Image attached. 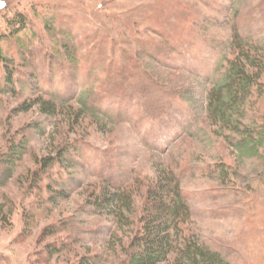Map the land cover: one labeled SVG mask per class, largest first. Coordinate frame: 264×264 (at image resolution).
<instances>
[{"label":"rangeland","instance_id":"1","mask_svg":"<svg viewBox=\"0 0 264 264\" xmlns=\"http://www.w3.org/2000/svg\"><path fill=\"white\" fill-rule=\"evenodd\" d=\"M234 29L264 53V0H0L16 66L0 95V264H120L147 185L169 167L191 232L228 264H264V140L238 147L206 109ZM36 97L59 113L22 110ZM252 101L243 123L259 140L264 75ZM48 156L59 161L43 169ZM106 185L134 190L129 223L95 210Z\"/></svg>","mask_w":264,"mask_h":264},{"label":"trees","instance_id":"2","mask_svg":"<svg viewBox=\"0 0 264 264\" xmlns=\"http://www.w3.org/2000/svg\"><path fill=\"white\" fill-rule=\"evenodd\" d=\"M17 24L20 26V18ZM13 37L15 33L9 39ZM232 45L233 57L228 59L222 78L209 90L206 109L212 124L240 135V139H235L236 145L253 151L263 143L264 130L260 134L261 139L255 140L252 133H247L248 127L244 126L243 118L254 104L252 96L261 90L264 53L259 52L257 47L253 49L244 44L236 29ZM14 69L16 66L13 60L8 57L0 42V95L5 90L3 86L15 90ZM34 105H38L48 115H56L60 110L56 101L43 97H36L29 104L24 103L22 110H29ZM84 107L89 108L85 102ZM26 145V139L21 142L12 141L1 162L14 164ZM61 160H65V157ZM55 161L59 159L48 156L39 162L44 169L52 166ZM11 171L12 168H7L1 177L5 178ZM130 188L128 185L123 188L103 186L92 195L91 202L98 212L113 215L118 222L129 223V215L134 214V190ZM190 218L191 210L182 191L180 177L170 167L160 168L156 178L146 187L141 211L135 218L137 228L129 237L125 258L120 264H228L220 251L200 241L191 232ZM91 263L89 259L79 262Z\"/></svg>","mask_w":264,"mask_h":264}]
</instances>
